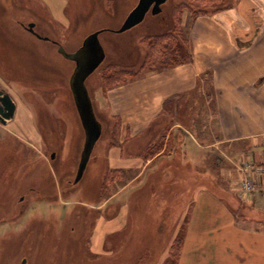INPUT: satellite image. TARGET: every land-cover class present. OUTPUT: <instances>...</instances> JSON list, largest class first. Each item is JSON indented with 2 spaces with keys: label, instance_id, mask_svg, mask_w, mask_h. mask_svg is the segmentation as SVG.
<instances>
[{
  "label": "rangeland",
  "instance_id": "obj_1",
  "mask_svg": "<svg viewBox=\"0 0 264 264\" xmlns=\"http://www.w3.org/2000/svg\"><path fill=\"white\" fill-rule=\"evenodd\" d=\"M138 1L0 0V91L16 103V114L0 123V264H178L202 188L232 203L240 227L264 231V209L250 204L238 188L230 189L225 179L245 147L217 141L212 73L200 75L193 93L166 103L170 127L155 146V153L161 152L162 137L169 135L165 154L180 168L178 142L185 133L213 145L196 173L192 168L191 173H144V155L136 157L144 145L131 142L123 150L128 145H121L108 101L111 90L192 63L196 18L215 16L238 0H168L161 14L150 12L141 24L116 33ZM32 22L39 34L59 45L24 29ZM101 29H107L99 37L105 59L86 86L102 134L83 178L75 183L85 132L70 87L75 63L58 47L75 53ZM176 45L184 58L172 55ZM175 124L179 130L172 131ZM144 247L149 248L145 257Z\"/></svg>",
  "mask_w": 264,
  "mask_h": 264
},
{
  "label": "crops",
  "instance_id": "obj_2",
  "mask_svg": "<svg viewBox=\"0 0 264 264\" xmlns=\"http://www.w3.org/2000/svg\"><path fill=\"white\" fill-rule=\"evenodd\" d=\"M191 39L192 63L144 76L109 92V109L120 129L121 145H128L123 150L128 151L131 142L143 143L136 157L144 155V173H191L190 168L196 173L205 150L213 145H203L192 132L185 133L178 142L180 168L171 165L174 157L165 154L169 135L162 137L161 152L155 153V146L170 127L166 103L196 91L200 75L210 72L221 134L217 141L245 147L236 156L238 163L231 161L225 179L230 189L236 190L245 179H253V192H242L255 208L264 209V172L243 170L240 161L244 156L254 169L264 168V0H238L215 16H199ZM179 127L175 124L170 129ZM208 157L205 155V160ZM213 195L206 188L198 190L178 264H264V231L240 227L229 206L232 203ZM155 225L163 224L155 221ZM148 249L144 247V257Z\"/></svg>",
  "mask_w": 264,
  "mask_h": 264
},
{
  "label": "water",
  "instance_id": "obj_3",
  "mask_svg": "<svg viewBox=\"0 0 264 264\" xmlns=\"http://www.w3.org/2000/svg\"><path fill=\"white\" fill-rule=\"evenodd\" d=\"M167 2L168 0H139L121 27L114 31L124 33L131 30L141 24L150 12L152 15H159L162 12V6ZM30 26L33 27L34 24H30ZM105 30L101 29L90 34L75 53L68 54L61 49L64 56L75 63V69L70 78V87L85 132V144L75 183L83 178L93 149L102 134V124L98 121L94 112L86 81L105 59V51L99 38ZM14 110L15 103L10 95L0 91V122L5 124L6 119L14 115Z\"/></svg>",
  "mask_w": 264,
  "mask_h": 264
},
{
  "label": "flooded vegetation",
  "instance_id": "obj_4",
  "mask_svg": "<svg viewBox=\"0 0 264 264\" xmlns=\"http://www.w3.org/2000/svg\"><path fill=\"white\" fill-rule=\"evenodd\" d=\"M30 24H34V26L31 27ZM22 25H23V24H22ZM36 28H37V23H36V22L29 23L28 27H27V26H24V29L28 30V32H29L31 35H33L34 37H36L37 39L42 40V41H45V42H48V43H52V44H55V45H59L57 42H55L54 40H52V39L49 38L48 36H42L41 34H39V33L36 31ZM61 49L64 50V48L62 47V45H60V46L58 47V51H59L60 55H61L62 57H64L66 60H69V59H67V58L64 56V54H63V52H62ZM78 50H79V49H78ZM78 50H77V51H78ZM64 51H65V50H64ZM65 52L68 53L67 51H65ZM68 54H69V53H68ZM1 91H2V90H1ZM3 92H4V94H6L5 91H3ZM11 98H12V97H11ZM55 156H56V154H55V152H53V153L51 154L52 159H55Z\"/></svg>",
  "mask_w": 264,
  "mask_h": 264
},
{
  "label": "built area",
  "instance_id": "obj_5",
  "mask_svg": "<svg viewBox=\"0 0 264 264\" xmlns=\"http://www.w3.org/2000/svg\"><path fill=\"white\" fill-rule=\"evenodd\" d=\"M243 165H245V170L256 171L258 173L264 172V168L263 169H257V170H256V168L254 169V167L250 161L244 162ZM239 189L243 192L252 193L253 190L255 189V181H253V179H251V178H247L240 183Z\"/></svg>",
  "mask_w": 264,
  "mask_h": 264
},
{
  "label": "trees",
  "instance_id": "obj_6",
  "mask_svg": "<svg viewBox=\"0 0 264 264\" xmlns=\"http://www.w3.org/2000/svg\"><path fill=\"white\" fill-rule=\"evenodd\" d=\"M221 10H223V9H221ZM163 36L164 35H161L160 38L163 37ZM164 50L165 51H169L168 48H164ZM170 50H172V52H173L172 55H175L176 58H184V56H186V55H184V52H183V50H182L180 45L179 46L176 45L174 48H172Z\"/></svg>",
  "mask_w": 264,
  "mask_h": 264
},
{
  "label": "bare ground",
  "instance_id": "obj_7",
  "mask_svg": "<svg viewBox=\"0 0 264 264\" xmlns=\"http://www.w3.org/2000/svg\"><path fill=\"white\" fill-rule=\"evenodd\" d=\"M11 97V96H10ZM13 100V99H12ZM14 101V100H13ZM14 103H15V101H14ZM16 114V103H15V110H14V115ZM8 121H10V118H8V119H6V123L8 122Z\"/></svg>",
  "mask_w": 264,
  "mask_h": 264
}]
</instances>
